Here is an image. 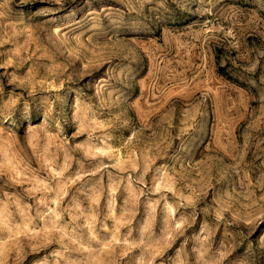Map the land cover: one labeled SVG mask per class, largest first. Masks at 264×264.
Returning a JSON list of instances; mask_svg holds the SVG:
<instances>
[{
    "label": "rangeland",
    "instance_id": "rangeland-1",
    "mask_svg": "<svg viewBox=\"0 0 264 264\" xmlns=\"http://www.w3.org/2000/svg\"><path fill=\"white\" fill-rule=\"evenodd\" d=\"M0 264H264V0H0Z\"/></svg>",
    "mask_w": 264,
    "mask_h": 264
}]
</instances>
